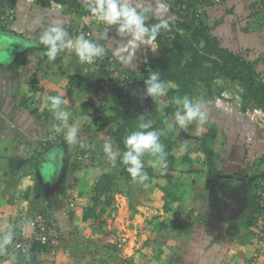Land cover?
Listing matches in <instances>:
<instances>
[{"label":"crops","instance_id":"crops-1","mask_svg":"<svg viewBox=\"0 0 264 264\" xmlns=\"http://www.w3.org/2000/svg\"><path fill=\"white\" fill-rule=\"evenodd\" d=\"M0 2L16 14L8 28L0 27V240L9 232L12 235L6 250L0 251V264H116L115 255L120 256L118 262L123 259L125 264H264V251L258 248L254 229H239L236 224L249 207L247 187L239 184L240 180L221 179L226 188V207L218 212L215 204L208 209V203L214 201L212 182L202 176L197 181L185 180L186 186L194 188L182 201V207L180 203L178 213H165L161 200H155L158 211H153L146 200L145 206L133 204L135 210L122 206L114 224L110 216L106 220L108 226L113 224L108 228L112 229L111 241L103 236L93 237L89 225L101 224L84 221V207H88L91 198L84 190L86 185L82 186L78 176L73 175L80 169L69 162L75 147L70 149L67 143V151L63 146L66 141L60 137L55 143L61 142V146L46 149L44 145L54 132L48 127L49 122L55 121L48 109L50 96L65 98L63 107L72 109L69 121L74 122L75 112L92 98L88 87L82 88L79 74H73L75 83L68 82L63 67L71 58L65 56L66 50L49 61L46 48L38 42L41 32L53 22L60 23L75 38L63 23L68 14L76 12L50 0ZM54 7H65L69 13L56 15ZM168 16L172 20L170 9ZM205 18L224 46L242 53L264 77V0L262 6L256 0H226L221 6L208 8ZM215 26L218 33L213 30ZM89 29L97 41L95 28ZM9 51L18 52L11 55ZM91 101L93 98L89 99L93 104ZM239 166L233 170L226 167L222 174L245 178L257 174L253 178L264 179L258 165L248 162ZM67 170L73 172L76 182H70L68 175L62 176ZM200 170L194 168V173L203 174ZM74 198L79 202L71 209L69 203ZM239 206L242 211H235L234 215ZM40 214L59 225L61 241L56 248L37 250L34 260L30 257L22 263L13 246L14 237L33 236L28 222ZM150 236L152 243H148Z\"/></svg>","mask_w":264,"mask_h":264},{"label":"rangeland","instance_id":"rangeland-1","mask_svg":"<svg viewBox=\"0 0 264 264\" xmlns=\"http://www.w3.org/2000/svg\"><path fill=\"white\" fill-rule=\"evenodd\" d=\"M135 2L142 5L143 10L149 13L152 12L151 8L155 4V0H135ZM167 3L169 2L167 1ZM54 8L56 9V15L63 13L67 15L69 13L66 12L67 10L65 7L66 11L61 7ZM82 10L84 11L83 14H75L74 12L72 14H68L65 18L66 22L63 24L64 26L67 25L72 34H75V37L83 34V32L88 28H95L93 31H95L99 37L96 42L105 48V53L102 57V60L103 58L106 59L104 63H108L109 61L113 66L115 65L117 69L122 72L121 75L126 70L133 73L138 70L148 72L153 70L160 55V51L156 43L152 42L150 46H142L136 51L135 57H130V52L124 50L127 48L126 42L128 38L117 35L116 28L98 22L91 14L87 13V9L84 4ZM69 11L71 12V10ZM243 26L244 25H242V27ZM66 30L68 31V29ZM213 30L215 33H218L217 26H215ZM13 52L17 54L18 51ZM13 52L9 51L11 55ZM65 56L67 58H71L66 60L67 64L65 65L67 66L63 67V70L67 73L68 82L72 81L73 74H79L80 78L78 79L81 82L80 84L83 86L84 80L87 79V74L91 77V81L86 86L88 87V94H90L94 100L91 101L93 104L91 103L92 105H89V99L92 98L88 97V101L83 103V108L78 110V113L75 112L74 114L76 123L74 121H69V124H76L79 129L78 143L70 145V149H74L75 147L76 151L72 152V155L69 157V162L77 164L80 168L73 175L78 176L82 186L86 185L84 190L91 198V204V200L95 195V186L100 180L99 177L114 173L119 176L113 165L115 159H110L103 151L104 143L106 141L110 142L108 140L110 134L109 129L96 135H94L91 131L93 123L96 119V114L98 112H102L104 114L112 112L110 109L116 105L115 101H117L118 105L133 107L143 115L150 111L151 97L147 96L146 98H142L141 94H139V90L136 89V91L132 92L128 87L122 90L120 94H117L116 91H114L117 85L110 88L105 86V79L110 77L109 68H106L101 64L99 65V63L92 65L81 64L73 49H66ZM129 59L130 62L125 63V61ZM69 61H76L77 63H70ZM56 67L57 66L53 69L56 70ZM87 68L88 70H86ZM122 82L118 85H125V83ZM172 86L174 87L173 84L170 85V87ZM81 94H84V92ZM223 96L225 97V101L221 103V107L219 106L214 108L209 97L200 94L196 95V93L191 95L190 100H192L193 103L197 101L206 103L208 119L202 127H198L195 123H193L192 125H189L187 129H180L178 125H175L174 119L166 121V127L169 131H171L173 135L180 137V140L174 149V154L178 161L176 171L173 174V180L172 182H166V179H159L156 177L151 181L152 183L150 185L146 182L140 184L132 181L129 185H127L128 187L126 190L129 192L131 204L145 206L147 205L145 200L147 202L150 201L151 209L153 211H158V204L155 203V200H161L163 204H166L165 202H170L168 200V194H172L176 198H180L181 202L179 203H181L182 207L184 205L182 204V201L185 202L186 196H188L191 192H189V190L194 188L186 186L187 183L185 180L191 179L197 181L200 180L199 177L203 179L202 176H204L206 182H208V180L209 182H212L213 188V193H211V195L214 197V201L208 203V209L213 207L214 204L217 212L223 209L222 206L226 207V205H224V201L226 200L224 197L225 193L221 190L222 186H219L217 183L221 181V179L212 180L209 176H207L209 174V167L207 165V163H209V158L206 155L202 144L204 137L214 127L217 129L218 136L216 140L209 143V147L215 153L214 161L218 174L223 175L222 173H224L226 167L233 170L236 166L239 169L240 164L247 165L248 162L252 163L253 166L258 165L262 168V172H264V163H260L264 154V115L260 110L252 108L248 109L246 113L243 112V89L238 83L229 84L227 86V90L223 93ZM84 100H87V98H84L83 101ZM95 101H97L96 103L99 102L101 105H95ZM158 101L160 103V107H165L167 98L166 96H163L160 97ZM64 108L69 113H72V109L70 110L68 106ZM55 123L58 122L52 121L48 124V127H50L52 131H54L52 126ZM169 125H172V127L170 128ZM50 135H54L57 138L60 137L62 140L64 139V132L56 133L54 131ZM181 145H186V150L182 151ZM113 152L116 154V158L118 154L114 146ZM246 155L247 157H245ZM251 155H255L252 159L253 161L250 160ZM61 167L63 166L61 165ZM194 168H200V171H202L203 174L198 173V171L197 173H194ZM158 170L159 169L155 168L156 174ZM72 173L73 172L70 170H67L64 171L62 176L68 175V179L72 182V180L75 179V177L72 176ZM50 176L52 177L51 173ZM227 180L229 181L231 179ZM74 182H76V180H74ZM178 183H182L183 185H179ZM90 185L92 186L90 187ZM152 185L156 186L152 187ZM159 186H162L163 188ZM101 201L102 202L100 204L102 205L96 209V214L101 215L103 212V215H101V222H103V225L100 226L90 224L89 228L94 232V235H92L93 237L98 235L103 236L105 238L104 240H110L112 239L109 236L111 228H108L113 226L115 217L119 215V211L122 210V206L117 202H114L109 207L105 206V197H102ZM219 201H221V203H219ZM88 207H84V213L88 211ZM235 211L236 213H240L242 210L239 206L236 210H234V215H236ZM168 212V210L165 211V213ZM223 212H226V210ZM157 213L158 212H156V214ZM109 216L110 218H113L111 219L113 220V224H110V226H108V223L106 222V220L110 219ZM28 224H30V222H28ZM8 226L10 225L8 224ZM57 226L59 228V225ZM60 232V236L62 237V231L60 230ZM27 235L29 236L30 234ZM149 242L152 243L151 236L148 238V243ZM115 256H117V260L120 257L118 255ZM114 260L116 264H125V262L123 263L122 261L123 259L119 260V262L116 259Z\"/></svg>","mask_w":264,"mask_h":264},{"label":"trees","instance_id":"trees-1","mask_svg":"<svg viewBox=\"0 0 264 264\" xmlns=\"http://www.w3.org/2000/svg\"><path fill=\"white\" fill-rule=\"evenodd\" d=\"M50 1L56 5H66L69 10H74L77 14L84 13L82 10L83 4L79 0ZM167 1L169 2V9L173 13V18L169 20V28L167 30L162 29L156 40L153 41L157 44L160 51L155 67L150 72L138 70L133 73L126 70L123 74L128 79L122 82L125 85H117L114 90L117 94H120L122 90L127 88L128 84L147 79L153 71L159 72L160 78L169 86L167 95H165L167 98L166 105L165 107H160L159 101L151 98L150 111L142 115L137 109L118 105L117 101H115L116 105L110 109L112 112H107L106 114L98 112L96 114L91 131L96 135L109 129L108 140L116 148L118 154L113 165L119 176L114 173L100 178L95 186V195L91 200L88 211L84 214V221L86 222L93 220L94 223L103 225V222H101L103 212L101 215L96 214V209L102 205L100 204L102 197H105L104 205L107 207L117 202L121 206L127 205L131 210H135L133 204L129 201V192L126 191L127 185L133 180L126 171V167L121 163V156L125 151L124 138L137 130L138 124L141 122V116H143L144 122L151 124L150 130L160 133V142L164 145L167 153L166 168H160L157 174L151 164L153 158L148 155L143 157L144 171L148 175V180L145 182L150 185L151 181L156 177L159 179L164 178L166 182H172L173 174L177 168L178 159L174 154V149L180 137L173 135L166 127V121L174 119V112L179 107L176 104L177 98L182 99L184 96H188L190 99L191 95L196 93V95L200 94L209 97L214 108L221 107V103L225 101L223 93L227 90V86L232 83H238L243 89V112L246 113L248 109L252 108L260 110L264 115V77L261 76L253 63L243 57L242 53H236L225 47L219 37L214 35L210 24L207 23L205 18L208 8L221 6L225 1L218 5L208 4L205 0ZM256 3L262 6L263 0L260 2L256 0ZM87 13L91 14L88 10ZM147 13L150 17L146 21L147 24L154 25L160 22L159 16ZM111 27L116 28V26ZM87 31L92 30L88 28L83 32L85 38H87ZM92 41L97 43L95 39ZM87 75V79L83 82V89L91 81L90 75ZM171 84L174 87H170ZM136 89L140 91L139 94H141L142 98L147 97L145 95L146 86L140 87L136 85L129 88L132 92L136 91ZM217 136L218 132L216 127H214L204 137L202 142L205 153L209 158V163H207L209 165V176L214 180L218 179V172L214 161L215 153L210 149L209 143L216 140ZM63 144L64 148L69 151L67 143L63 142ZM53 145L61 146V142L48 143L46 149L54 147ZM260 163H264V158ZM255 176L257 177V174L249 175L246 178ZM261 179H263L262 176L249 181L247 187L248 212L238 219L236 224L239 229L251 230L254 227L257 214L259 213L258 201L260 196L257 191ZM159 187L163 188L162 186ZM168 200L170 202H165L164 210H168V213H178L180 211L178 198L168 194ZM47 218L52 220V218ZM60 239L61 236L59 241H61ZM31 240L29 239V249L26 253L21 250L15 251L22 258V263L30 257L34 260L37 250L56 248L59 244L58 242L56 247H52L50 244L44 245L38 242L34 236L31 237Z\"/></svg>","mask_w":264,"mask_h":264},{"label":"clouds","instance_id":"clouds-1","mask_svg":"<svg viewBox=\"0 0 264 264\" xmlns=\"http://www.w3.org/2000/svg\"><path fill=\"white\" fill-rule=\"evenodd\" d=\"M82 3L91 15L107 26H116L117 35L126 37L127 48L130 57H135L136 51L144 45H149L156 40L160 31L169 28V5L167 0H155L151 11L160 17V22L149 25L146 21L150 18L143 10L142 5L135 0H82ZM39 44L46 48L45 55L49 61H54L57 56L66 49H73L81 64H92L98 58H102L105 48L90 39L84 34L73 38L60 23L53 22L45 28L38 38ZM130 62V59L125 63ZM145 95L158 100L167 95L168 84L160 78V73L153 71L145 79ZM66 103L64 97L54 95L49 97L48 109L52 113L55 121L52 128L56 133L64 132V139L69 145L78 143V126L69 124L70 113L63 107ZM179 105L174 112L175 125L180 129H187L189 125L195 123L202 127L208 119V112L205 102L197 101L193 103L188 96L182 99L177 98ZM171 128L172 125H169ZM151 124L143 121L138 124L137 130L131 132L124 138L125 151L121 156V163L126 167L134 182L143 184L148 180V175L144 171L143 157L151 156L153 168H166L165 147L160 142V133L150 130ZM66 130V131H65ZM186 145H181V150H186ZM104 153L115 159L111 142L106 141L103 145ZM12 241L11 233H7L0 240V251L6 250Z\"/></svg>","mask_w":264,"mask_h":264},{"label":"built area","instance_id":"built-area-1","mask_svg":"<svg viewBox=\"0 0 264 264\" xmlns=\"http://www.w3.org/2000/svg\"><path fill=\"white\" fill-rule=\"evenodd\" d=\"M208 4L211 5H218L222 4L226 0H205ZM260 2L261 0H257ZM208 7V6H207ZM207 9V8H206ZM15 12L14 10L8 8L7 6L1 4L0 2V27L2 28H8L15 20ZM86 37L90 40H94L93 32L87 31ZM106 59L98 58L94 63L92 64H101L104 65L106 68H109V78L105 79L106 87L110 88L114 85H118L120 82L125 81L127 76L124 74L121 75V71L117 69V67L112 65L108 61V63H104ZM89 64V65H92ZM106 64V65H105ZM88 70V68L86 69ZM57 137L54 135H50L46 142H44V145L47 146L48 143H55L57 141ZM259 213L257 214L256 222L254 224V232L257 237V244L258 248L262 251H264V179H261L259 181ZM79 200L77 198L71 199L69 203V207L71 209H74ZM30 227L33 231V236L36 238L38 242H41L44 245L50 244L52 247H56L59 242L60 232L57 224L52 219H48L47 216L44 214L37 215L35 219H33L30 222ZM31 236V237H33ZM31 237H29L27 234L23 235H16L14 237V249L15 251L21 250L23 253H26L29 249V239L31 240ZM32 241V240H31Z\"/></svg>","mask_w":264,"mask_h":264},{"label":"water","instance_id":"water-1","mask_svg":"<svg viewBox=\"0 0 264 264\" xmlns=\"http://www.w3.org/2000/svg\"><path fill=\"white\" fill-rule=\"evenodd\" d=\"M140 86V87H145V80L144 81H136V82H133V83H130L127 85L128 88H131L133 86ZM218 178L219 179H233V180H240V181H243L244 178L242 177H236V176H231V175H218Z\"/></svg>","mask_w":264,"mask_h":264},{"label":"flooded vegetation","instance_id":"flooded-vegetation-1","mask_svg":"<svg viewBox=\"0 0 264 264\" xmlns=\"http://www.w3.org/2000/svg\"><path fill=\"white\" fill-rule=\"evenodd\" d=\"M242 178H244V180H243V181H240V182H238V183H239V184H240V183H243V184L246 185V187H248L249 181L252 180V179H254L253 177L245 178L244 176H243ZM218 179H219V178H218ZM236 181H237V180H236ZM236 181H235V182H236ZM220 183H221V184H220ZM218 184H219V186H220V185L222 186L221 190L224 191V193H226L225 190H223V189H226V188H224V185H223L222 181H219ZM226 191H227V190H226Z\"/></svg>","mask_w":264,"mask_h":264}]
</instances>
